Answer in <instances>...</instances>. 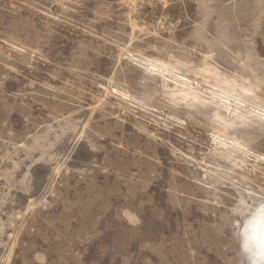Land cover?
Listing matches in <instances>:
<instances>
[{
    "label": "rangeland",
    "instance_id": "374dc122",
    "mask_svg": "<svg viewBox=\"0 0 264 264\" xmlns=\"http://www.w3.org/2000/svg\"><path fill=\"white\" fill-rule=\"evenodd\" d=\"M261 203L264 0H0V264L264 261Z\"/></svg>",
    "mask_w": 264,
    "mask_h": 264
},
{
    "label": "bare ground",
    "instance_id": "6f19581e",
    "mask_svg": "<svg viewBox=\"0 0 264 264\" xmlns=\"http://www.w3.org/2000/svg\"><path fill=\"white\" fill-rule=\"evenodd\" d=\"M122 95L125 98L130 96V95L128 96L127 93L125 94L123 92H122ZM226 109L227 111L229 110L230 112H234L236 110V108H233L230 104H226ZM218 144H222L225 148H228V149L243 151L239 148V146L235 147L226 142L221 143V141H219ZM244 236L247 237L248 242L250 243V246L248 249L249 254H252V253L256 254V251L260 253L261 248L264 247V203H261L258 206H256L255 209L250 214L249 218L245 221ZM261 258L264 259V257H261Z\"/></svg>",
    "mask_w": 264,
    "mask_h": 264
},
{
    "label": "clouds",
    "instance_id": "9594fccd",
    "mask_svg": "<svg viewBox=\"0 0 264 264\" xmlns=\"http://www.w3.org/2000/svg\"><path fill=\"white\" fill-rule=\"evenodd\" d=\"M259 255L261 257H264V247L261 248ZM251 264H264V261H261V260H258V259H253L251 261Z\"/></svg>",
    "mask_w": 264,
    "mask_h": 264
}]
</instances>
